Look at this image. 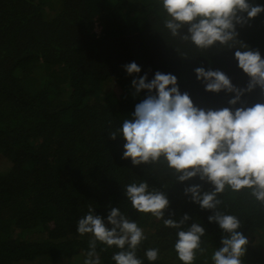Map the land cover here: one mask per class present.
Wrapping results in <instances>:
<instances>
[{
    "label": "trees",
    "instance_id": "obj_1",
    "mask_svg": "<svg viewBox=\"0 0 264 264\" xmlns=\"http://www.w3.org/2000/svg\"><path fill=\"white\" fill-rule=\"evenodd\" d=\"M249 3L264 6V0ZM165 19L158 0H0V264H83L90 235L80 236L77 226L90 207L106 227L112 208L138 223L148 237L137 251L143 264H150L149 248L160 250L151 264H182L173 250L177 230L138 213L127 200L125 187L141 181L168 199L164 219L187 214L186 227L205 229L207 251L195 264H212L224 233L208 220L213 210L201 209L184 190L199 184L210 192L213 186L198 177L178 181L161 165H133L122 158L123 137L110 139L109 132L147 97V90L136 94L132 86L145 73L146 82L157 71L175 75L179 91L204 110L264 104V93L254 87L232 106L235 93L205 91L198 67L222 71L237 89L247 88L237 49H196L172 37ZM236 31L264 59V12ZM132 62L140 73L125 71ZM109 84L116 90H106ZM221 198L220 209L240 218L248 241L253 234L264 237V207L253 197L226 191ZM102 247L101 264H115L118 250ZM261 251L249 242L242 264H264Z\"/></svg>",
    "mask_w": 264,
    "mask_h": 264
},
{
    "label": "clouds",
    "instance_id": "obj_2",
    "mask_svg": "<svg viewBox=\"0 0 264 264\" xmlns=\"http://www.w3.org/2000/svg\"><path fill=\"white\" fill-rule=\"evenodd\" d=\"M158 3L166 13L164 27L172 37L190 42L199 50L216 44L237 49L234 58L249 77L247 88L237 89L222 71L198 67L194 69L196 79L203 82L205 91L235 93L228 101L232 106L254 87L264 93V59L259 51L239 41L236 31L237 24L264 12V6H253L249 0H158ZM185 27L187 34H181ZM123 67L129 75L141 71L135 62ZM146 80V73L132 80L136 94L147 90L148 95L135 106L131 119H125L119 129L109 132L110 139L123 137L122 158H130L133 165H161L178 181L198 177L210 183L213 186L210 192H201L199 184L185 188L184 192L201 209L213 210L208 220L217 223L224 233L222 246L211 255L212 264H242L241 257L249 241L239 231L240 218L220 209L221 197L226 191L247 192L264 207V104L234 110L229 107L204 110L196 107L186 92L179 91L175 75L157 71L151 81ZM125 194L138 213L150 214L162 220L164 227L177 230L173 250L182 264H195L198 255L206 253L207 249L202 247L201 238L205 235L202 226L193 223L186 227L190 219L187 214L179 220L163 218L169 201L162 192L141 181L127 185ZM107 223L110 228L99 215H93L91 207L79 219L77 233L90 235L83 264H101L98 244L105 246L101 252L113 246L118 250L111 257L115 264H143L137 251L148 237L138 223L119 208L111 209ZM144 255L151 264L160 259V250L149 248Z\"/></svg>",
    "mask_w": 264,
    "mask_h": 264
},
{
    "label": "rangeland",
    "instance_id": "obj_3",
    "mask_svg": "<svg viewBox=\"0 0 264 264\" xmlns=\"http://www.w3.org/2000/svg\"><path fill=\"white\" fill-rule=\"evenodd\" d=\"M94 29L98 30L99 28L95 27ZM116 88H112L111 84H109L108 87L106 88V90H112V89L116 90ZM249 242H250L251 245L257 247V249L260 247L263 250V251H261V253H264V237L259 236L257 234H253L250 237V241ZM29 264H36V263H29Z\"/></svg>",
    "mask_w": 264,
    "mask_h": 264
}]
</instances>
